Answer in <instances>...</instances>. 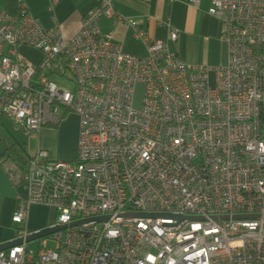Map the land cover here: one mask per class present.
<instances>
[{"label": "built area", "instance_id": "1", "mask_svg": "<svg viewBox=\"0 0 264 264\" xmlns=\"http://www.w3.org/2000/svg\"><path fill=\"white\" fill-rule=\"evenodd\" d=\"M18 1L17 14L0 12V115L31 136L72 112L79 130L73 160L41 148L23 167L4 158L27 197L11 216L21 242L0 250V264H264V0H207L227 46L217 66L186 63L135 20L147 53L123 51L98 27L118 17L108 1L69 37ZM34 203L55 209L49 226H66L32 249L25 237L39 229L23 222ZM139 213L156 216H125Z\"/></svg>", "mask_w": 264, "mask_h": 264}, {"label": "crops", "instance_id": "2", "mask_svg": "<svg viewBox=\"0 0 264 264\" xmlns=\"http://www.w3.org/2000/svg\"><path fill=\"white\" fill-rule=\"evenodd\" d=\"M103 1L109 2L118 17L101 15L98 27L100 31L110 33L127 53L138 56L147 53L145 43L134 37L132 26L128 23L135 20L148 38L163 41L170 52L178 54L186 63L217 66L227 62V46L220 37L221 22L207 12V0H201L197 7L188 0H150L147 3L141 0H20L26 11L44 27L56 23L65 37L76 32L86 11ZM18 7V0H0V12L15 15ZM171 31L176 32L174 41L170 39ZM18 53L31 63L42 61V54L34 48L20 46ZM71 117L79 121L77 114L72 113ZM78 125L77 122L69 135L72 147L68 153V148L56 151L51 147L54 139L65 134L68 142L65 119L62 118L56 126H43L36 134L28 136L9 117L0 115V243L14 237L11 216L18 200L27 197V184H13L4 169L2 162L9 155V148L14 144H24L27 153L41 148L52 159H73L77 152ZM31 138L37 140L34 150L27 146ZM54 218L55 209L51 205L30 204L23 226L28 231H34L49 226Z\"/></svg>", "mask_w": 264, "mask_h": 264}, {"label": "rangeland", "instance_id": "3", "mask_svg": "<svg viewBox=\"0 0 264 264\" xmlns=\"http://www.w3.org/2000/svg\"><path fill=\"white\" fill-rule=\"evenodd\" d=\"M37 60H39V59H37ZM36 62H38V61H36ZM143 89H144V87H143V84H141V83H138L134 89L133 106L135 108H140L142 105ZM71 115H72V112L66 114L63 117V119L66 120L67 125H68V142H67V134H65L64 136L60 137L59 139H54L53 142L51 143V147L53 149H55L56 151H62V150H66L68 148V153L71 152L72 146H71V143H69V138H70L69 135H71V131L74 129L75 124H77V122L79 124V121L75 118H72ZM27 144H28L27 146L31 150H34L36 147V144H37V140L35 138H31V139H29ZM73 159H75V158H73ZM73 159H68V160H73ZM37 243H38L37 239L31 240V241H28L27 246L34 249ZM48 245H53V243L48 241Z\"/></svg>", "mask_w": 264, "mask_h": 264}, {"label": "water", "instance_id": "4", "mask_svg": "<svg viewBox=\"0 0 264 264\" xmlns=\"http://www.w3.org/2000/svg\"><path fill=\"white\" fill-rule=\"evenodd\" d=\"M132 215H137V216H156V214H145V213H139V214H125V216H132ZM240 217H258V214H252V215H241ZM190 218V217H189ZM89 219H85V221H87ZM79 222H82V221H77L75 223H72L73 224H76V223H79ZM66 225H62V226H47V227H43L41 229H39L38 231H34V232H31L29 233L26 237H25V240L26 241H31V240H35V239H38V238H41L43 236H46L48 235L49 233H52L58 229H61V228H64ZM21 242V238H15V239H10V240H7V241H3L0 243V250H3L13 244H16V243H20Z\"/></svg>", "mask_w": 264, "mask_h": 264}, {"label": "trees", "instance_id": "5", "mask_svg": "<svg viewBox=\"0 0 264 264\" xmlns=\"http://www.w3.org/2000/svg\"><path fill=\"white\" fill-rule=\"evenodd\" d=\"M262 119L264 120V112H262ZM56 125L57 124L49 125V126H56ZM8 154L9 155H7L6 157L16 161L20 165V167H23L25 165L27 160V151L25 149L24 144L12 145L8 150Z\"/></svg>", "mask_w": 264, "mask_h": 264}]
</instances>
